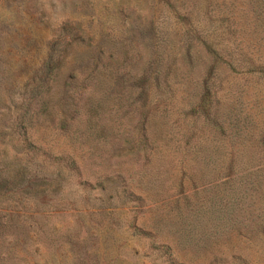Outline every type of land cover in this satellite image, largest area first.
<instances>
[{"label": "rangeland", "instance_id": "1", "mask_svg": "<svg viewBox=\"0 0 264 264\" xmlns=\"http://www.w3.org/2000/svg\"><path fill=\"white\" fill-rule=\"evenodd\" d=\"M0 264H264V0H0Z\"/></svg>", "mask_w": 264, "mask_h": 264}]
</instances>
